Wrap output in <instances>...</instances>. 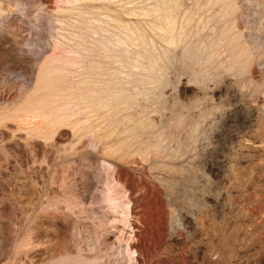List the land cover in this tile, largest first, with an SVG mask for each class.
Listing matches in <instances>:
<instances>
[{"label":"rangeland","instance_id":"374dc122","mask_svg":"<svg viewBox=\"0 0 264 264\" xmlns=\"http://www.w3.org/2000/svg\"><path fill=\"white\" fill-rule=\"evenodd\" d=\"M0 264H264V0H0Z\"/></svg>","mask_w":264,"mask_h":264},{"label":"bare ground","instance_id":"6f19581e","mask_svg":"<svg viewBox=\"0 0 264 264\" xmlns=\"http://www.w3.org/2000/svg\"><path fill=\"white\" fill-rule=\"evenodd\" d=\"M114 178H116V174L115 172L112 173ZM116 226V225H115ZM128 245L131 247V248H137V249H142L141 245L140 244H137L136 242H132V237L130 235L129 239H128ZM145 245V244H144Z\"/></svg>","mask_w":264,"mask_h":264}]
</instances>
